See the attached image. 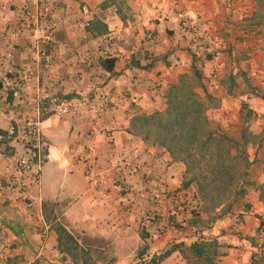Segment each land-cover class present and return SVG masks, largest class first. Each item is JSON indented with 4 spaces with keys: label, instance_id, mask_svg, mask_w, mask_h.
<instances>
[{
    "label": "crops",
    "instance_id": "crops-1",
    "mask_svg": "<svg viewBox=\"0 0 264 264\" xmlns=\"http://www.w3.org/2000/svg\"><path fill=\"white\" fill-rule=\"evenodd\" d=\"M179 2L191 17L210 22L224 45L231 42L229 53L216 54L199 66L206 78L213 75L211 80H205L207 88L216 95L220 93L218 96L225 104L213 115L220 117L226 113L233 121L235 117L230 110L233 105L239 107V103H249L250 109L264 112V99L253 92L247 90L236 96L226 92L223 96L216 82L229 75L233 81L252 82L256 93L264 91V49H256L253 45L256 42L248 40L251 32L263 31L264 12L258 0H234L231 8H227L225 0ZM46 4L55 13L53 38L44 45L52 56L49 68L40 63L28 31L18 38L13 36L27 14H34V5L29 0H0V129L8 133L15 127L21 132L28 120L37 119L47 152L38 183L31 185L25 177L29 189L21 191L8 186L7 179L19 176L15 162L25 153L24 147L13 140L9 144L11 152L7 154L6 146L0 143L3 154L0 158V264H32L37 260L41 264H74L69 256L57 250V235L45 220L44 202L64 210L57 221H62L71 233L81 230L122 241L135 219L124 216L121 195L112 185L116 169L107 158L113 147L104 135L95 132L102 122L109 123L114 116L121 123L117 146H127L132 136L148 152L145 168L152 179L159 181L165 174V184L170 190L183 189L184 165L174 161L164 148L143 141L129 129L136 115L165 111L167 89L191 74L193 65L198 67L199 57L193 53L191 38L165 22L158 0H46ZM27 6L30 13L26 11ZM95 18L108 25L107 34L95 37L87 33L86 25ZM248 20L255 26H247ZM226 37L227 41L223 39ZM7 53H12L13 58L5 57ZM105 53L117 59L114 75L100 65L106 58ZM100 95L111 101L117 109L115 113L102 116L80 108L62 116L53 109L68 97L94 101ZM86 145L95 146L101 154L99 171L105 183L100 188L88 184L77 161ZM189 188L195 190L193 185ZM137 191L136 200L141 206L148 200L153 204L154 198L164 202L160 188L155 190L145 185ZM243 202L245 210H240L243 221L237 225L236 233L226 231L234 220L224 218L208 230L211 236L207 232L195 234L192 230L190 234L170 230L160 235V226L152 225L147 229V241L155 243L150 252L155 253L169 244L172 237L178 236L190 245L203 236L216 239L224 246L223 251L227 253L220 259L221 264H250V250L256 248L252 247L249 237L258 233V239H264L259 231L264 203L254 189L249 190ZM29 203L32 208L28 207ZM103 226L109 229H97ZM188 234L196 236L189 238ZM160 264L188 263L175 252Z\"/></svg>",
    "mask_w": 264,
    "mask_h": 264
},
{
    "label": "trees",
    "instance_id": "trees-1",
    "mask_svg": "<svg viewBox=\"0 0 264 264\" xmlns=\"http://www.w3.org/2000/svg\"><path fill=\"white\" fill-rule=\"evenodd\" d=\"M89 35L103 36L109 32L108 25L95 18L86 25ZM209 56L207 60H211ZM117 59H102L100 65L103 70L115 74ZM137 67L141 65L137 64ZM192 75L181 78L178 83L171 85L165 94L167 108L162 112L152 114H139L131 119L130 133L141 138L147 143H152L164 148L176 162L185 167L182 188L187 189L195 185L197 197L201 204V211L215 214L211 218L214 224L223 215L231 212L232 206L244 198L250 188L259 193V199L264 203V182L258 184L250 180L248 167L252 164L246 151L249 143L247 136H242V147L225 134L218 133L211 125L207 111L209 94L204 82L203 71L195 65L191 67ZM2 83H0V90ZM74 98V97H68ZM11 100V99H10ZM245 103L241 106V115L249 120L256 117L253 111L245 110ZM0 135L7 132L0 129ZM12 140L5 141L6 144ZM6 153L11 149L6 146ZM44 155H47L45 150ZM54 204L43 203L45 220L49 223L48 212L53 211ZM220 209L219 212H216ZM202 217L196 215L192 226H199ZM263 225L262 217H259ZM260 225V227H261ZM51 229L57 235V250L69 256L74 264H96L92 252L82 246L77 237L71 233L57 219L51 224ZM261 230V229H259ZM1 232V226H0ZM146 240V237H142ZM252 240V239H251ZM224 246L216 239H206L199 236L190 245L184 242L174 244L162 253L158 259H153V264H160L171 257L175 252L189 262V264H221L220 259L227 252ZM32 264H41L39 260ZM251 264H264L262 259L253 255Z\"/></svg>",
    "mask_w": 264,
    "mask_h": 264
},
{
    "label": "built area",
    "instance_id": "built-area-1",
    "mask_svg": "<svg viewBox=\"0 0 264 264\" xmlns=\"http://www.w3.org/2000/svg\"><path fill=\"white\" fill-rule=\"evenodd\" d=\"M36 8L34 14H27V19L21 27H18L13 36L18 38L24 31L30 33V40L37 50V57L44 65L49 68L52 65V56L44 48V45L52 40L55 29V13L49 9L46 0H29ZM227 8L233 6L234 0H225ZM158 6L161 17L171 27H176L180 32L191 38L193 45V53L196 57L204 55L215 56L217 50L221 48V41L213 32L212 25L208 21H201L191 17L181 6L179 0H158ZM27 6L28 13H30ZM106 54L105 59L114 57ZM7 58H13L12 53H7ZM1 58V55H0ZM31 70L27 71L25 77L28 78ZM82 108L99 115L107 112L115 113L117 109L111 105V101L107 97L98 96L94 101H79L74 98H65L54 105L53 109L62 116L71 115ZM102 118H99L101 120ZM121 130L119 119L114 116L109 123L102 122L95 132L104 135L107 143L113 148L108 154V162H111L116 169L112 179V185L119 191L121 195L122 208L129 214L143 216V224L146 227L157 223L160 217V225L163 226L162 215L153 212H145L144 208L136 200L138 188L148 187L157 190L161 189L162 198L168 200L173 207L172 215L175 216L177 222L184 225L186 218L185 213H192L198 210V203L195 199L196 189L190 188L170 190L166 186V175L164 174L159 181L152 179L145 168V158L148 152L144 149L140 142L135 141L132 136L129 137L127 146H117V133ZM18 140L24 147L25 153L18 156L15 167L19 176H12L7 179L8 186L18 188L21 191H27L29 184L25 182V177L29 178L31 185L38 183L40 172L45 158L46 142L40 130V121L37 119L28 120L24 129L19 132L15 127H11L7 135H0V143L8 146L5 141ZM3 154L0 153V158ZM101 154L93 145H86L78 154V164L83 167V176L88 184L93 188H100L105 183L101 174L99 163ZM32 203L28 207L32 208ZM160 216V217H159Z\"/></svg>",
    "mask_w": 264,
    "mask_h": 264
},
{
    "label": "rangeland",
    "instance_id": "rangeland-1",
    "mask_svg": "<svg viewBox=\"0 0 264 264\" xmlns=\"http://www.w3.org/2000/svg\"><path fill=\"white\" fill-rule=\"evenodd\" d=\"M258 4L262 11L264 12V0H258ZM247 26L253 27L255 26L254 23L248 22L246 23ZM228 39V37L223 38ZM249 42H256L254 43V47L256 49H264V25H263V31L253 33L251 32L248 37ZM224 42V41H223ZM221 42V48L217 50L216 54H227L230 52V43L227 41V44L224 45V43ZM222 46H225L223 48ZM212 55H204L203 57L198 58V67L201 66V62H204L207 60V58ZM196 57V55H195ZM197 67V68H198ZM198 69L201 70L199 67ZM192 75L188 74V79ZM209 78H206L203 72L204 82L206 84V79L211 80L212 74H210ZM253 77V76H252ZM214 78V77H213ZM220 91L223 90V96L225 93H229L233 96H236L237 94L244 93L245 91L253 92V94H256L259 98L264 99V91H261L260 93H256L253 89L252 82H243L242 80L233 81L229 75L226 76V79L221 81H216ZM208 84H206L207 86ZM208 89L209 94L212 96L210 100H207V105L209 107L207 111L208 118L211 122L212 127L218 132L225 134L229 138H231L233 141L238 142L242 147V143H240V140H242V136L246 135L247 139L249 140V143L246 146V151L249 156V160L251 161V165L248 167V175L249 179L256 181L258 184H261L264 182V112L258 111L255 112L254 110L250 109V104L245 103L247 105V108L245 110V113L249 111H253L255 113L256 117H252L249 120H246L241 115V106L242 104L239 103V107L233 105V108H231L232 117H235L233 121H230L227 118V114L224 113V115L220 117H216V115H213L215 111L221 110L223 108L224 101L222 98H219V94H215V92L211 93L210 89ZM216 91V90H215ZM195 187V185H193ZM196 189V187H195ZM253 189V188H250ZM249 189V190H250ZM197 203H198V210L192 212V213H185L184 216L187 217L186 222L184 225L177 222L175 216L172 215L173 207L172 204L168 200H164V202L160 203L158 199L154 198L152 203L148 200L147 202L142 205L144 207L145 212H153L157 213L159 215L163 214L162 222L164 223L163 226L160 225V218L156 220L157 223H154L153 226H160L158 228V232L160 235H165L168 231H177V233H184L188 232L191 233L190 230H192V233H200L208 232V230L215 224L219 223L222 218L224 219H233L234 223L226 228V231L228 233H236L237 225L240 224L243 221L244 214L241 213L240 210L244 211L245 208H243V199H239L231 209V212L223 215L220 219H218L214 224H211L210 220L213 218V216L216 214H209L201 211V204L197 197V191H196V197H195ZM157 200V201H156ZM122 207V205H121ZM56 207H53L52 212H48L49 216V223L48 225L53 224L55 219H58L62 216L64 210L62 208L58 209L57 211ZM220 209H217L216 212H219ZM122 213L124 216H127L128 218L134 217V222L130 224L129 229L126 230V235L122 237V241L116 242L113 238V236H109L104 238L103 236H98L97 234L89 235L86 234L84 231L77 230L76 232L72 231L73 234L77 237L79 242L84 246L85 248L89 249L93 256L96 259V264H153V259H158V257L164 253L166 250L171 248L174 244L182 243L180 241V238L172 237V241H170L169 244H164L161 248H158L157 252H150V250L154 246V241L150 242L147 241L149 238L147 229L143 224V216L136 215L133 216L129 213H127L122 208ZM196 215H200L202 218L201 223L199 222V226L195 227L192 226V222L194 218H196ZM264 223V218H263ZM47 222V221H46ZM61 223H63L61 221ZM260 221V225H261ZM152 226V225H151ZM102 229L103 231H107L109 229L108 226L103 227H97V229ZM261 230L260 233H263L264 235V224L260 227ZM258 231V232H259ZM189 238H193L195 234L189 235ZM208 236H211V234H207ZM143 236L146 237V240H143ZM196 236V235H195ZM199 236V235H198ZM250 239H252L253 248H256L254 250H250V264L252 256L255 255L256 259H262L264 261V239L259 238L258 239V233H256L255 236H250ZM257 238V239H256ZM256 240H259L258 243ZM262 240V241H261ZM177 241V242H176ZM185 243V242H184ZM183 258V257H182ZM184 259V258H183ZM185 260V259H184ZM188 264L189 262L185 260Z\"/></svg>",
    "mask_w": 264,
    "mask_h": 264
}]
</instances>
